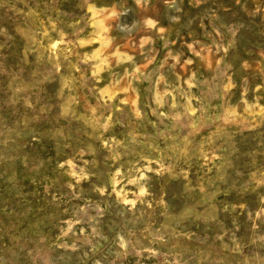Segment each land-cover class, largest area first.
Instances as JSON below:
<instances>
[{
  "label": "rangeland",
  "instance_id": "rangeland-1",
  "mask_svg": "<svg viewBox=\"0 0 264 264\" xmlns=\"http://www.w3.org/2000/svg\"><path fill=\"white\" fill-rule=\"evenodd\" d=\"M0 264H264V0H0Z\"/></svg>",
  "mask_w": 264,
  "mask_h": 264
}]
</instances>
